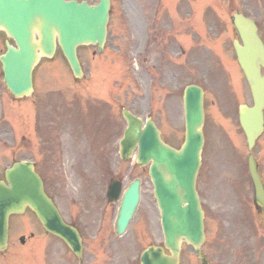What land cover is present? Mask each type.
Returning a JSON list of instances; mask_svg holds the SVG:
<instances>
[{"label": "rangeland", "instance_id": "1", "mask_svg": "<svg viewBox=\"0 0 264 264\" xmlns=\"http://www.w3.org/2000/svg\"><path fill=\"white\" fill-rule=\"evenodd\" d=\"M182 2L183 0H164L165 5ZM256 2L262 5V0ZM160 3H163V0H112L108 34L102 55L96 53V57H93L91 53L96 50L91 46H82L77 50L84 72L81 79L73 78L59 49L51 59H42L35 68L34 92L29 97L13 100L5 89L0 71V166L4 168L13 157L35 158L42 149L43 168L60 172L55 178L56 190L49 181L45 189L68 220L75 216L79 217L78 223L88 229L91 238L90 249L97 256L91 264H96L101 259L111 260L109 253L105 251L106 248L111 244L124 245L132 238L138 240L139 250L149 243L161 245L159 213L152 198L153 212L151 230L148 227L151 232L149 238L135 234V226H138L146 211L144 199L130 229L129 237L123 239H117L111 234L114 221V217L112 218L110 214L111 210H107V213L100 211L103 192L112 179H124L128 176V179L122 182L125 186L136 176L140 177L143 183L148 182L144 170L137 168L133 161L121 162L116 155V141L120 136L121 128L124 129L125 122L121 123L116 116L120 133L117 125L101 128L104 141L97 142L94 123L103 121L94 120L95 116L92 115L83 123L78 117L82 118L83 113L87 112L88 102L85 99L88 97L96 99L91 101L103 102L89 103L103 107L108 117L115 101L116 113L119 107H124L143 120L151 116L156 122L161 123V115L165 112L164 121L169 122L166 126L168 131L179 132V139H171L174 144H178L183 129L180 88L191 83H200L205 91L203 126L205 141L197 181L205 213L206 241L203 251L210 264H264V209H260L254 203L253 189L247 171V157L250 153L247 151L245 137L237 117L238 105L243 103L251 105V97L232 50L231 42L236 38V34L232 32L231 14L218 11V14L223 16L220 18H223L227 24L222 27L217 41H210L215 37L207 39L208 28L201 18L193 20L194 23H187L188 27L197 25L193 30L203 38V43H192L193 54L188 61L187 73L184 74L179 69L183 65L182 60L174 59L172 56V60L160 58V53L168 46L167 43L162 44V49L158 43L155 47L156 52H151L153 45L151 22L153 16L155 17V5L159 7ZM190 3L215 5L226 4L227 0H191ZM252 15L264 27V19L259 17L258 13ZM4 41V35L0 34V54L5 50ZM157 41H161L159 35ZM211 51L224 73L217 76L216 82L212 77V84L208 79H203L201 74L208 72L215 61ZM166 55L169 56L167 53ZM179 61L180 64L177 66ZM172 64L175 65L176 70L170 75L167 68ZM220 76L225 78L223 83L220 82ZM156 86H164L165 89L160 90L155 88ZM65 95L66 97L62 99L55 97ZM74 97L76 104L80 102L82 115L77 118L70 116L65 120L66 124L59 126L61 115L56 107L58 106L56 100L64 101ZM92 121L93 127H91ZM21 132L27 135V143L24 146L27 150L25 153H20L19 147L15 146L16 150L13 153L12 146L7 144L11 141V137L18 138ZM69 134L74 136V145L68 143ZM55 137L61 145L57 147L55 145L53 148L49 142L54 143ZM84 137L89 140L94 137L93 150L89 147L90 144L86 147L90 149L91 156L93 153L90 167L85 172L77 168L64 170L62 161L65 155L60 151L63 141L65 148L84 147L81 144ZM113 141L115 142L112 151ZM251 154L264 182V135L258 139ZM18 217L17 220L23 228L18 231L16 225V228L11 230L12 234L16 237L24 236L28 242L32 232L33 239L25 246L17 240V246L23 253L21 257L16 239H10L7 249L0 252V264H76L66 247L56 239L47 236L39 241L40 237L45 235L36 226L37 220L32 215L28 216L24 213ZM103 225H105L104 230L94 234V229L99 230ZM38 242L42 245L40 258L38 256L41 248L36 245ZM116 252L121 255V252ZM111 255L124 261L113 252ZM181 263H198L190 248H183Z\"/></svg>", "mask_w": 264, "mask_h": 264}, {"label": "water", "instance_id": "2", "mask_svg": "<svg viewBox=\"0 0 264 264\" xmlns=\"http://www.w3.org/2000/svg\"><path fill=\"white\" fill-rule=\"evenodd\" d=\"M108 0L96 6L85 2L65 0H0V29L14 40L15 47L6 43L7 51L0 57L4 81L14 97L32 91L31 72L41 56L51 57L57 40L75 77H81L76 57L79 45H98L101 51L106 34ZM234 24L241 35L243 46L234 44L237 59L251 89L253 107L239 106V123L245 133L248 148L262 132L264 109V47L256 35L254 24L242 16H235ZM185 143L181 150L164 146L151 121L142 128L141 122L123 112L128 128L121 142V157L128 159L137 147V163L142 166L152 161L150 177L154 181L155 196L160 209L164 247H150L140 258L141 264H180L182 242L191 244L201 264H207L200 254L204 241L202 211L194 189V176L200 164L203 144L202 91L188 87L184 93ZM249 173L256 200L264 206V191L252 158ZM9 187L0 183V250L7 239V218L21 213L28 206L45 230L61 238L71 250L79 252L77 232L65 225L50 199L43 192L42 182L30 164H17L6 175ZM138 181L124 194L116 222L117 234H122L132 218L139 200ZM117 196L118 187L110 189Z\"/></svg>", "mask_w": 264, "mask_h": 264}, {"label": "flooded vegetation", "instance_id": "3", "mask_svg": "<svg viewBox=\"0 0 264 264\" xmlns=\"http://www.w3.org/2000/svg\"><path fill=\"white\" fill-rule=\"evenodd\" d=\"M178 6H180V4L176 5V7ZM67 111L70 113L75 112L74 108H69L67 109ZM110 123L111 124L113 123V118L110 119ZM161 135H162V139L166 140L162 129H161ZM15 139L17 138L13 137V140ZM18 139L20 140L19 141L20 149L23 152H25L26 148L24 146L26 145V140H27L25 134L21 133ZM63 143H62V147L60 148V151L62 155H65V158L62 161V166L65 167L64 170L70 171L71 169L77 168L78 170L85 172L88 169V167H90V158L87 156V152L89 151V149L84 148V147H74V146L65 148L63 147ZM69 145H74V141L72 139L69 142ZM42 156H43V151L41 149L39 151L37 159L32 162L34 164V167H35L34 169L37 172V174L42 178V180L44 178L45 183L48 184V174L45 171H49L50 169L43 168V157ZM3 172L2 174H0V178L3 176ZM57 174L60 175V172L54 171V176L52 179V185L55 190H56L55 178ZM144 193H147V190H144ZM78 221H79V217L75 216L74 218L69 219L68 222L71 226L75 227L80 233V235L82 236V241H83L82 264H86L87 262L89 263L92 262V257H93L91 249H90V243L84 244V239H83V231H87L88 229L83 228L82 225L78 223ZM149 222H151V206L148 207V209L144 212L143 216L141 217L140 223L137 226V233L141 235L144 234V232L148 233L149 232V229H148ZM147 236H149V234H147ZM131 258L132 260H134L136 263L139 264V253H138L137 248L135 249V253Z\"/></svg>", "mask_w": 264, "mask_h": 264}]
</instances>
